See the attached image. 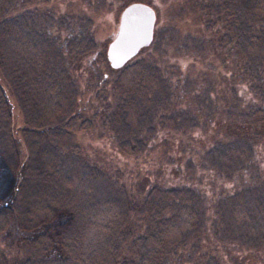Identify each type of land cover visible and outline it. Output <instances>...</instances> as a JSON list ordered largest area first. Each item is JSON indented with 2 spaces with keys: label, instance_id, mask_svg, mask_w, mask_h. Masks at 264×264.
I'll use <instances>...</instances> for the list:
<instances>
[{
  "label": "trees",
  "instance_id": "obj_1",
  "mask_svg": "<svg viewBox=\"0 0 264 264\" xmlns=\"http://www.w3.org/2000/svg\"><path fill=\"white\" fill-rule=\"evenodd\" d=\"M13 2L16 0H0V74L22 117L19 133L25 159L16 182L17 142L12 134L8 101L0 87V199L16 182L10 200L0 202V232L15 223L36 233L22 239L19 258L7 260L3 255L0 264L188 262L187 249L191 247L194 252L195 244L203 240L193 234L200 223L193 204L198 185L206 188L199 194H204L207 201H229V215L249 227L245 232L247 239L258 236L248 203L251 201L260 210V220H264V148L259 149L264 146V86L256 81L259 76L264 79V68H258L264 56V36L258 28L243 26L234 2L228 0L221 17L213 23L219 36L212 37L211 45L214 51L221 52V57L213 60L226 68H194L195 60L190 55L166 49V57L180 67L174 79L170 75L169 86L189 95L190 107L179 105L178 111L160 115L145 139H117V153L136 155L169 125L178 134H187L177 143L180 150L176 156L171 149L165 150L166 163L161 166L172 168L176 174L146 175L147 188L142 194L146 201L154 197L153 204L159 213L153 216L152 229L142 232L136 230L131 219V214L140 209L138 201L94 197L92 180L98 173L95 167L81 165L79 160L61 165L60 153L52 143L54 140L65 144L73 119L80 116L75 87L66 68L53 63L57 52L52 51L47 38L52 36L48 29L55 24L47 19L54 18L52 12L47 13V6L42 5L47 0H39L18 15L1 17ZM253 10L264 13V0H255ZM83 17L85 14L80 19ZM64 19L69 24L76 20L73 14L69 19L64 14ZM85 28L84 21L77 24L75 34L85 37ZM161 33L156 27L151 41L136 54L153 40H159ZM134 56L115 68V83L124 95L112 111L114 123L130 128L139 125L146 112L143 105L156 100L162 90L161 79L164 82L169 77L165 78L167 70L160 77L159 69ZM96 57L97 61L105 59L97 51ZM239 72L248 83L246 93L241 89L244 86H239ZM175 80L179 81L177 85ZM165 97L170 100L174 96ZM180 119H188L189 124L175 126ZM80 124L87 126L83 119ZM218 227L213 226L208 234L212 247L231 249L229 258L243 264L238 241L230 235L220 238ZM127 241L139 245V253L118 259L117 248ZM244 248L255 251L258 247L247 244ZM208 256L217 264L215 254Z\"/></svg>",
  "mask_w": 264,
  "mask_h": 264
},
{
  "label": "rangeland",
  "instance_id": "obj_2",
  "mask_svg": "<svg viewBox=\"0 0 264 264\" xmlns=\"http://www.w3.org/2000/svg\"><path fill=\"white\" fill-rule=\"evenodd\" d=\"M38 1L16 0L1 17L18 15L24 8H30ZM129 1L132 0H47L46 4L42 5L47 6V13L52 12L54 16V18L47 17L50 22L55 24L48 29L52 36L47 38L52 51L57 52L53 63L57 67L63 66L69 72L76 91L77 110L80 113V116L73 119V127L67 142L60 144L53 140L52 144H55L60 153V163L62 166H66L72 161L79 160L81 165L95 167L98 173L92 180L94 187L91 194L94 197L112 196L121 202L125 200L138 201L140 209L136 210L135 214H131V219L136 230L142 232L152 229L153 216L159 213V208L153 204L154 197H148L146 201L142 194V190L147 188L146 175L149 174L151 177L154 175L159 177L175 175L176 172L172 168L161 166L166 163V160H163L166 155L165 150L171 149L169 150L171 154L176 156L180 150L177 143L187 134H178L175 128L169 125L168 130L163 129L159 132L160 137H156V140H152L149 145L143 146L136 155L117 153V139L132 136H143L145 139L160 115L178 111L179 105L185 107L184 105L187 104L190 107L189 95L179 93L174 87L169 86L170 75L174 79L176 73L179 72L176 70L180 67L175 66L176 62L166 57L168 53L166 49L176 54L190 55L195 60L194 68H226L223 63H214L213 58L217 60L221 57V52L214 51L211 44H213L212 37L215 39L219 36V33L213 29V23L221 17L223 5L228 0H141L150 3L155 11L153 31L157 27L162 33L159 40H153L149 47L141 49L134 57L147 61L151 68L159 69L160 77L164 74V70H167L165 78L169 77L164 82L161 79L162 90L157 94L156 100L152 104L143 105L146 109L144 118L141 119L137 127L133 128L127 127L126 124L114 123L112 120L114 105L124 95V92L115 83L116 69L110 67L105 57L106 45L117 28L119 12L122 6ZM230 1L235 3L243 26L258 28L257 30L264 36V13L253 10L255 0ZM64 14L68 19L73 14L76 20L69 24L64 19ZM82 14H85L86 18L80 19ZM83 21L86 27L85 37L82 33L75 34L77 24H81ZM81 26L84 27V24ZM187 42L190 44L185 46L184 44ZM206 46L208 47L206 48ZM96 51L102 53L105 59L97 61ZM202 56L205 59H202ZM207 59L209 62H206ZM258 68H264V56L259 61ZM239 73L238 75H241L239 86L243 85L244 88L241 89L246 93L248 83L245 81L244 74ZM97 78H99V82L96 81ZM188 78H192V76ZM260 79L259 76L256 81L264 86V79ZM178 83L179 81L175 80V85ZM253 83L256 84V82ZM0 87L8 101L12 134L17 142L18 167L14 179L17 182L25 159V148L19 133L23 124L22 117L1 74ZM165 94L174 97L169 100ZM82 119L85 120L87 126L80 124ZM194 120L195 117L192 121ZM187 124H189L188 119H180L175 122V126ZM173 138H178V140H173ZM263 148L264 146L259 149ZM192 176L194 177V175ZM205 181L204 179L203 183ZM16 182H13V186L0 199V202L10 200ZM198 186V193L194 192L193 204L199 213L200 223L193 234H195L194 238L202 236L203 240L195 244L194 252L191 247L187 249L190 261L178 264H213V261L209 260V254H215L217 264H238L234 258H229L233 253L229 252L231 249L225 251V248L223 250L212 247L211 243L213 242L210 241L208 234L215 225L220 226V228L218 227L220 238L230 235L238 241L237 246L242 248L243 264H264V223L262 222L264 220H260V210L249 201L248 207L252 209L258 236L247 239L245 232L248 225L244 222H236L229 215V201L227 199L221 202L217 199L207 201L204 194H199L206 188ZM143 200L146 201V203L144 201L145 205H142ZM215 208L217 209L215 210ZM35 233L34 230H23L15 223H10L0 232V258L3 255L7 260L19 258L23 249L22 239L33 236ZM247 244H255L258 248L255 251H249L251 249L244 248V245ZM138 251L139 245L133 241H127L118 246L117 258H132L138 255Z\"/></svg>",
  "mask_w": 264,
  "mask_h": 264
},
{
  "label": "water",
  "instance_id": "obj_3",
  "mask_svg": "<svg viewBox=\"0 0 264 264\" xmlns=\"http://www.w3.org/2000/svg\"><path fill=\"white\" fill-rule=\"evenodd\" d=\"M154 21L155 11L147 2L132 0L122 6L116 31L105 48L110 67L122 66L151 41Z\"/></svg>",
  "mask_w": 264,
  "mask_h": 264
}]
</instances>
